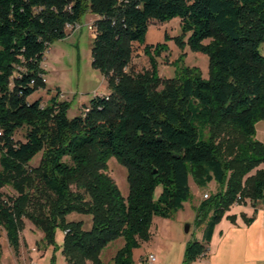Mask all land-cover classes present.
<instances>
[{"label":"trees","instance_id":"trees-1","mask_svg":"<svg viewBox=\"0 0 264 264\" xmlns=\"http://www.w3.org/2000/svg\"><path fill=\"white\" fill-rule=\"evenodd\" d=\"M85 13L100 15L92 64L108 93L94 94L69 117L66 100L44 105L29 97L45 87L50 44ZM177 17V42L188 36L193 50L208 55V77L186 67L159 88L154 62L137 76L125 71L150 23ZM262 43L264 0H0V227L15 252L28 217L46 244L63 229L67 264H105L104 249L121 238L112 264H133L153 216L182 208L192 177L216 189L198 207L203 240L187 243L183 263L207 255L231 205L264 200V142L256 137L264 119ZM21 129L24 139L16 137ZM111 157L127 168V195L105 173ZM9 184L18 195L7 199L2 188ZM42 189L48 208L28 213L32 191ZM72 212L91 215V227L67 221Z\"/></svg>","mask_w":264,"mask_h":264},{"label":"rangeland","instance_id":"rangeland-1","mask_svg":"<svg viewBox=\"0 0 264 264\" xmlns=\"http://www.w3.org/2000/svg\"><path fill=\"white\" fill-rule=\"evenodd\" d=\"M88 14L90 13H85L81 17V21L78 23L79 28L75 32L68 29V32H71L70 35L63 39L53 40L50 44L44 57L47 84L29 97L32 101L42 96L44 105H49L55 99L60 100L58 95L61 91L57 89L59 87L64 92L69 104V117H74L78 113L80 102L90 101L92 94L90 95L89 91L94 87H101L100 90L108 89L106 77L92 64L91 47L94 33L88 27ZM181 35L182 28L178 17L162 23L153 20L149 25L145 41L132 44L131 61L125 71L137 76L151 71L154 62L157 66L158 76L162 81L159 88L163 86V82L178 76L186 67L198 68L202 76L208 77V55L202 51L193 50L188 41V36H182L183 42H177L176 38ZM209 42L210 39H207L204 43ZM260 52L264 55V43L260 46ZM151 58L154 60L152 61ZM16 137L24 139L25 130H19ZM41 155L39 153L35 156L31 161L32 166L39 164ZM105 173L117 183L124 195L128 194L127 168L117 158L111 157L108 160ZM190 185V197L182 208L173 211L169 217L153 216L148 227V237L142 239L140 245L134 248L135 251L133 250V264L138 262L139 253L143 254L149 249L150 251L153 249L165 251L169 247V259L174 264L179 259L178 244L180 241H184L187 245L191 240H201L200 228L197 225L198 207L195 202L198 200L199 194L202 196L209 193L210 195L216 189V184L211 182L206 186H199L191 177ZM2 191L7 199L18 195V192L10 184L4 186ZM32 192L34 195L26 206L28 213H37V210L42 208L47 209L49 205L44 189ZM41 203H43V207H40ZM65 218L67 221L83 220L85 228H90L92 225V217L89 214L72 212L67 214ZM24 219L26 226L20 232V241L22 240L20 247L22 249L19 248L17 252L14 250L15 254L25 251L28 256L27 261L31 260L36 264H64L66 259H64L61 247L65 235L63 229L60 227L56 229V242L54 244H46L43 240L44 232L36 228L28 217ZM2 230L4 229L0 227V235ZM123 244L124 239L121 238L111 242L104 249L102 258L105 264H112L114 255Z\"/></svg>","mask_w":264,"mask_h":264},{"label":"crops","instance_id":"crops-1","mask_svg":"<svg viewBox=\"0 0 264 264\" xmlns=\"http://www.w3.org/2000/svg\"><path fill=\"white\" fill-rule=\"evenodd\" d=\"M95 18L96 14H88L89 21ZM77 29L72 32H75ZM70 34L71 32L68 35ZM43 68L46 69L44 61ZM100 88L96 86L89 91L90 95L92 94L90 100L95 92L108 93V89L100 90ZM57 89L61 91L58 95L60 100H67L62 89L59 87ZM40 97L42 98V96ZM89 102H80L76 115L80 114L82 107L88 105ZM256 137L264 142V119L256 123ZM210 190L212 191V189ZM203 196L199 194L198 200L195 202L197 207L204 200ZM231 216L232 218H230ZM198 227L201 232V240H203V225ZM185 246L186 243L184 241L179 242V259L174 264H184ZM208 247L207 255L192 261L190 264H264V200L255 204L251 199L246 198L244 202L237 201L231 205L221 221L215 226ZM169 248L165 251H161L160 249L150 251L149 249L143 254L139 253L136 264H172L169 259ZM24 252L15 254L7 238L6 231H1L0 264H31V260L27 261L28 256ZM150 254L155 255V260L149 259ZM64 264H67L66 260Z\"/></svg>","mask_w":264,"mask_h":264},{"label":"built area","instance_id":"built-area-1","mask_svg":"<svg viewBox=\"0 0 264 264\" xmlns=\"http://www.w3.org/2000/svg\"><path fill=\"white\" fill-rule=\"evenodd\" d=\"M99 17H100V15L96 14V18L90 20L89 23H88V27H89V29L94 33V35H96V33H97L96 20H97ZM66 28H67V30H68V29H71V30L73 31V30L79 28V26H78V23H77V24H70V23H68L67 26H66ZM43 61H44V60H43ZM42 67H43V62H42ZM42 78H43L42 80H43L44 82H46L45 74H43V73H42ZM94 94H95V95H96V94H98V95H102L100 92H95ZM84 109H85V110H89V108H84ZM203 197H204V199L208 198V197H209V193H205ZM155 258H156V257H155L154 254H150V255H149V259H150V260H155ZM31 264H36V263L31 262Z\"/></svg>","mask_w":264,"mask_h":264}]
</instances>
